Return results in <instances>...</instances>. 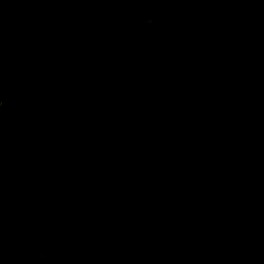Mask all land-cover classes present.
<instances>
[{
  "label": "trees",
  "instance_id": "obj_1",
  "mask_svg": "<svg viewBox=\"0 0 264 264\" xmlns=\"http://www.w3.org/2000/svg\"><path fill=\"white\" fill-rule=\"evenodd\" d=\"M0 72V264H264V0H0Z\"/></svg>",
  "mask_w": 264,
  "mask_h": 264
},
{
  "label": "water",
  "instance_id": "obj_2",
  "mask_svg": "<svg viewBox=\"0 0 264 264\" xmlns=\"http://www.w3.org/2000/svg\"><path fill=\"white\" fill-rule=\"evenodd\" d=\"M0 89H1V102H0V122H1L10 106V101H11L10 90L1 72H0Z\"/></svg>",
  "mask_w": 264,
  "mask_h": 264
},
{
  "label": "clouds",
  "instance_id": "obj_3",
  "mask_svg": "<svg viewBox=\"0 0 264 264\" xmlns=\"http://www.w3.org/2000/svg\"><path fill=\"white\" fill-rule=\"evenodd\" d=\"M129 2H135V0H129ZM143 22H144L145 25H147L149 27V29L151 31H156L160 27V25L157 23V21L154 18V16H152L151 14L145 16L143 18Z\"/></svg>",
  "mask_w": 264,
  "mask_h": 264
}]
</instances>
